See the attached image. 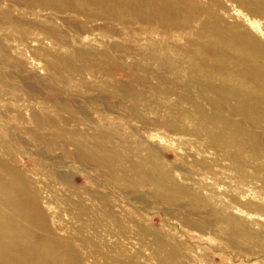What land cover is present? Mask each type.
<instances>
[{"label": "rangeland", "instance_id": "rangeland-1", "mask_svg": "<svg viewBox=\"0 0 264 264\" xmlns=\"http://www.w3.org/2000/svg\"><path fill=\"white\" fill-rule=\"evenodd\" d=\"M43 1L0 0V156L43 233L86 238L81 264H264V99L199 78L189 43L229 27L264 50V0H154L170 27L132 0Z\"/></svg>", "mask_w": 264, "mask_h": 264}, {"label": "bare ground", "instance_id": "bare-ground-1", "mask_svg": "<svg viewBox=\"0 0 264 264\" xmlns=\"http://www.w3.org/2000/svg\"><path fill=\"white\" fill-rule=\"evenodd\" d=\"M29 1L32 4L39 2L44 6L52 3L43 0ZM132 2L134 6L140 7L138 14L134 12L136 16L157 19L161 25L172 26L170 21L167 22L169 15L156 8L153 4L154 0H132ZM61 8L59 4L56 7L57 10ZM192 24L191 19L185 20L179 23L177 28L181 26L191 28ZM189 43L193 47L192 65H196L199 78L204 77L209 82L214 77L225 79L232 84L230 98L235 96L246 100L248 97L264 99V50L248 33L234 31L229 27L211 30V27L204 26L197 31L196 38ZM207 47L214 50L213 67L199 69V64L209 66L205 58H201L203 50ZM61 59L63 64H73L69 60L70 57ZM236 139L240 142L239 134ZM23 175L22 172L7 166L0 156V264H81L78 242L87 244L88 241L80 240L86 238L79 236H77L79 239L73 237L71 240L43 233L45 229L43 231L41 229L47 227V223L40 205V196L31 189V185L26 182ZM48 230L52 233L49 228Z\"/></svg>", "mask_w": 264, "mask_h": 264}]
</instances>
